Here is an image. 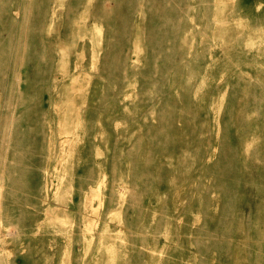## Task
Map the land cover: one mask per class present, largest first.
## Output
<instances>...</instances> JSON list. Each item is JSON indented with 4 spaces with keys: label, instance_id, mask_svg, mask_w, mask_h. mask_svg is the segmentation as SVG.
Instances as JSON below:
<instances>
[{
    "label": "rangeland",
    "instance_id": "1",
    "mask_svg": "<svg viewBox=\"0 0 264 264\" xmlns=\"http://www.w3.org/2000/svg\"><path fill=\"white\" fill-rule=\"evenodd\" d=\"M196 1L189 0L176 43L166 40L172 30L158 45L151 41L145 1L127 0L117 24L108 25L112 33L104 26L94 47L88 38L84 47L81 40L74 48L67 42L69 53L57 44L47 61L36 63V78L48 67L50 80L30 88L31 138L56 123L55 103L67 113L76 104L80 134L62 165V139L30 146L25 172L16 177L22 210L15 201L3 205L7 188L0 187V264H264V0L192 6ZM54 6L44 31L51 38L57 37ZM27 44L29 79L36 36ZM77 55L82 68L76 69ZM78 73L83 91L75 97L68 88ZM12 77L7 73L6 82ZM5 98L0 112L12 118ZM48 112L53 119L44 123ZM97 169L107 177L101 201L93 198L87 214L79 198ZM56 215L65 226H57ZM16 220L19 230L10 225Z\"/></svg>",
    "mask_w": 264,
    "mask_h": 264
},
{
    "label": "bare ground",
    "instance_id": "2",
    "mask_svg": "<svg viewBox=\"0 0 264 264\" xmlns=\"http://www.w3.org/2000/svg\"><path fill=\"white\" fill-rule=\"evenodd\" d=\"M72 1L74 0H66V2L65 0H0V96L3 94L6 95L5 99L11 103V113L14 116L12 118H7L5 116V108L2 112H0V161L1 159L3 161V166L0 168V187L3 189V187L6 186L7 188V198L5 197L3 203L4 206H8V202L10 203V201H15V203L19 204L21 207L20 210H22V207L25 205V200L15 198L14 193L15 190L22 191L23 189L22 185L20 184V180L16 177L18 175L24 174L25 172L23 166L26 162H28L29 156L31 155L30 146L34 144H41L42 141L47 143V138H49V136L50 143L48 142V144L51 145L56 144L54 141L55 138L58 141L62 139V148L59 149L60 155L57 159L58 165L61 164L63 156L66 154L67 150L70 149V147L77 141L80 134V121L78 120L80 119L78 117L80 115V111L78 107H75L76 104L70 108V113H67L62 111L60 104L55 103L53 105V112L56 116V123L54 124L53 122H50L44 124L46 126L47 133L44 136H38L36 139L31 138L30 134L32 133L33 126L30 118V110L28 109L32 107L34 99L29 93L30 88L34 83L44 80L47 81V78L49 79V76L47 75V69H49L48 67L47 69L44 67L46 74L45 76L41 75L40 73L39 76L41 77L36 78L34 73H39L38 70L40 69L39 65L36 63L47 61L52 56L53 50L57 44L60 45L61 50L69 53V48L76 47L78 43H80L79 40H81V45L84 47L85 43L87 42L86 39L88 38V42L91 46H93L96 33H98L99 39L101 40L102 36L100 33L104 26L110 31L109 33H112V28H109L108 25L112 23L117 24L119 21V11H121L123 4L127 0H119V3L118 0H98L96 4L95 0H80V2L76 5H74L75 3H72ZM78 1L79 0H76L75 2L77 3ZM129 1L133 2L134 0ZM140 1H145L147 13L150 15L153 21L149 27L151 41L154 43L160 42L158 41V38L161 40L160 35L172 30L173 35L166 38V40L169 43L178 42L179 34L188 17V15H186L184 12L187 10V7L190 6L189 0ZM201 2L202 1L197 0L194 2V5H191L196 7L195 3L200 5ZM54 4L55 6L53 8V16H55L57 11L59 12L57 13L56 19L57 25L53 26L52 34H57V37L51 38L52 36L45 35L44 31L47 24L46 19L49 16V7L53 6ZM39 8L40 10L38 12V16L34 19ZM174 20L177 21L178 25H173ZM65 23L66 25H64ZM136 30H138V28ZM32 36H36L38 48L29 56L32 77L28 79V72L26 71L24 73L23 66L26 61L25 55L28 48L27 40ZM110 38L111 36L109 34V40ZM67 42H70V47L68 49L66 48L68 46ZM155 44L158 45V43ZM109 47L110 43H107L104 47V50H109ZM159 52L161 51L155 50L154 56H158L157 54H160ZM95 53L96 52L93 51L92 57L94 58ZM108 55V51H106L105 58L108 59L109 56L111 58V55ZM80 56L77 55L74 61V67L76 69L82 68V64L79 62ZM153 58L151 61L152 67L156 65L153 62ZM185 58L186 57L183 56L182 60ZM125 66L126 65L122 66L124 76L126 71ZM7 73H11L13 76L10 83L6 82ZM81 76H83L82 73H78L71 77V85L68 88V93L70 95L76 97V92L79 93L83 91L82 86L76 87V84ZM27 79L29 80V85H27L26 89H24L22 83ZM162 81L167 88L168 94H172V85L169 77L166 76ZM27 90L29 91L27 92ZM2 104L3 103H1L0 106H2ZM165 104L171 106L169 100H167ZM161 113L162 111L159 113V115L160 118L163 119L164 116ZM53 115L54 114L48 112L44 117L45 119L43 122L45 123L46 119H53ZM68 115L70 117H68ZM76 116L78 118H76ZM25 120L27 123L29 122V124L26 125L24 122ZM18 132L20 134L25 133L27 138H17ZM53 155V150L49 149L47 159H53ZM16 162L20 164L19 168L15 167L14 163ZM57 167L60 168L61 166H56V168ZM91 176L94 177V181H89V183L81 189L82 192L79 198L80 202L83 203L86 200L85 213L87 214L91 212L88 206L93 198L96 197L101 201V189L104 187V180L107 177V175L104 174V171L102 173V169H100V174L99 170L97 169L96 173L92 172ZM88 198L89 201L87 200ZM62 211L66 212V210ZM20 213L21 211H19V214ZM60 218L61 217L59 215H56L57 222H60L57 226L63 227L65 226L66 221ZM83 219L85 218L83 217ZM55 223L56 222L54 221L53 224ZM22 224L23 223H21V221L16 220L10 225L19 230L20 227L23 226ZM52 239L56 240L57 238Z\"/></svg>",
    "mask_w": 264,
    "mask_h": 264
}]
</instances>
